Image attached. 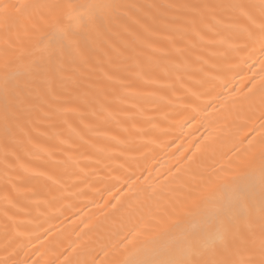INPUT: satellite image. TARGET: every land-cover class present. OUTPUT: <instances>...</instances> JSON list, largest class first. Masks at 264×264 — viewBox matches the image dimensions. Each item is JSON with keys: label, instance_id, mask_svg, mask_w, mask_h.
Masks as SVG:
<instances>
[{"label": "bare ground", "instance_id": "obj_1", "mask_svg": "<svg viewBox=\"0 0 264 264\" xmlns=\"http://www.w3.org/2000/svg\"><path fill=\"white\" fill-rule=\"evenodd\" d=\"M240 4L264 15L0 0V264L237 259L212 251L236 226L264 259V55L242 47Z\"/></svg>", "mask_w": 264, "mask_h": 264}, {"label": "snow or ice", "instance_id": "obj_2", "mask_svg": "<svg viewBox=\"0 0 264 264\" xmlns=\"http://www.w3.org/2000/svg\"><path fill=\"white\" fill-rule=\"evenodd\" d=\"M95 7V6H90ZM241 11V16L244 20V25L242 28L244 41L242 47L248 49L251 45L256 43L259 44L260 53L264 55V15L261 16L259 22L249 14L246 7L243 4L237 5ZM81 19H83L81 17ZM5 69H7L8 64L5 63ZM20 85L10 83V81L5 78L3 82V89L6 97L13 92L16 88H19ZM261 240H260V249L261 254L264 256V174H262L261 179ZM218 250L225 255L238 254L239 258L231 259H215V258H203V253L199 248H193L192 258L181 260V261H172V260H161L157 262H151V264H264V259L256 261L252 258L246 257L243 255L245 252H250L251 250L247 248V235L241 229L240 226H236L235 229L231 232L225 231V233L220 237L219 241L214 242L212 246V251Z\"/></svg>", "mask_w": 264, "mask_h": 264}]
</instances>
